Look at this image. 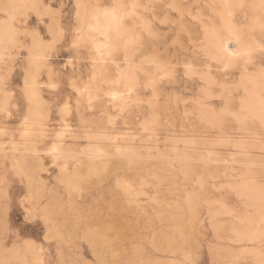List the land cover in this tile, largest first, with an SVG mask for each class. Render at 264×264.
<instances>
[{"label":"rangeland","instance_id":"374dc122","mask_svg":"<svg viewBox=\"0 0 264 264\" xmlns=\"http://www.w3.org/2000/svg\"><path fill=\"white\" fill-rule=\"evenodd\" d=\"M263 258L264 0H0V264Z\"/></svg>","mask_w":264,"mask_h":264},{"label":"bare ground","instance_id":"6f19581e","mask_svg":"<svg viewBox=\"0 0 264 264\" xmlns=\"http://www.w3.org/2000/svg\"><path fill=\"white\" fill-rule=\"evenodd\" d=\"M120 3V2H119ZM82 14H85V13H82ZM102 14V13H101ZM111 15V14H110ZM110 15H108L107 14V16H109L110 17ZM106 16V15H105ZM104 17V16H103ZM111 17L113 18V15H111ZM110 17V18H111ZM115 17V16H114ZM105 19V18H104ZM84 21V20H83ZM95 21V20H94ZM110 23V22H109ZM106 24H108V23H106ZM112 24V23H111ZM114 25V24H113ZM87 26H89V25H87ZM99 25L97 24V26L96 27H98ZM108 27H102V28H105V29H107V28H109V30H110V27H109V25H107ZM89 28V27H88ZM91 29V28H90ZM93 29H96V28H93ZM92 29V30H93ZM104 29V32H103V34L105 35V32H106V30ZM112 30L111 31H113V28H111ZM115 30V29H114ZM93 32H94V30H93ZM95 47H96V45H95ZM99 47H101V46H99ZM97 48H98V46H97ZM109 48V47H108ZM101 49V48H100ZM105 49H106V45H105ZM231 49V48H230ZM221 51H223V52H230V50H229V48H228V46H226V44H223L222 45V47H221ZM105 52H107L106 50H105ZM106 54H108V53H106ZM118 81V80H117ZM117 81H116V83H117ZM117 85V84H116ZM32 94V93H31ZM114 94V93H113ZM112 94V95H113ZM33 97V96H32ZM118 97V96H117ZM117 99V98H116ZM249 107V106H248ZM114 108V107H113ZM253 112V111H252ZM258 113V112H257ZM250 114V113H249ZM210 116V115H209ZM245 116V115H244ZM253 117V116H252ZM44 120V119H43ZM207 123V122H206ZM28 129V128H27ZM28 131V130H27ZM59 132H61V131H59ZM63 134V133H62ZM22 135H23V133H22ZM26 135V134H25ZM60 135V134H59ZM27 136V135H26ZM26 136H23V137H26ZM28 136H30V135H28ZM28 136H27V138H28ZM57 136V135H56ZM105 136V135H104ZM54 137H55V135H54ZM108 137V136H107ZM106 137V138H107ZM105 138V137H104ZM23 139H25V138H23ZM13 142V141H12ZM13 144H14V142H13ZM263 147V146H262ZM56 149V148H55ZM98 150H100V149H98ZM97 150V151H98ZM12 152V151H11ZM24 152V151H23ZM90 152V151H89ZM92 152V151H91ZM101 152V151H100ZM56 153V152H55ZM102 153H103V151H102ZM59 154V153H58ZM87 155V154H86ZM90 155H91V153H90ZM248 155V154H247ZM58 156V155H57ZM102 158V157H101ZM94 160V159H93ZM10 161H11V159H10ZM16 161V160H15ZM65 167V166H64ZM62 169H64V168H62ZM92 169V168H91ZM98 170V169H97ZM102 170H104V169H102ZM99 172V171H98ZM181 173V172H180ZM200 178V177H199ZM75 186V185H74ZM241 187H242V185H241ZM235 188H237V187H235ZM234 188V189H235ZM72 189V188H71ZM239 189V188H238ZM243 190V189H242ZM246 190V189H245ZM249 190H251V189H249ZM254 192V191H253ZM244 196V195H243ZM255 196H256V194H255ZM254 197V196H253ZM260 197V196H259ZM263 196H261V198H262ZM191 198V197H190ZM256 198V197H255ZM192 202V201H191ZM190 202V203H191ZM190 203L188 204V205H190ZM192 204V203H191ZM189 209V208H188ZM220 212V211H219ZM240 220V219H239ZM256 221H258V220H256ZM260 221V220H259ZM254 222V221H253ZM248 223V222H247ZM252 224V223H251ZM254 224V223H253ZM255 228V227H254ZM259 232H261V231H259ZM255 234H256V232H254ZM257 233H258V231H257ZM262 233V232H261ZM259 234L260 233H258V235H256V236H259ZM238 235V234H237ZM244 235H246V237L248 236V234H244ZM244 235H242V236H244ZM263 235V234H262ZM246 237H244V238H246ZM250 237H251V235H250ZM260 237H263V236H260ZM260 237H258L259 239H260ZM249 238V237H248ZM237 239H239V238H236V240ZM254 239H256L255 237H254ZM253 239V240H254ZM250 250V249H249ZM247 252H248V249H247ZM251 252V251H250ZM261 260V259H260ZM263 260H264V258H263ZM261 262H263L262 260H261ZM264 264V263H263Z\"/></svg>","mask_w":264,"mask_h":264}]
</instances>
